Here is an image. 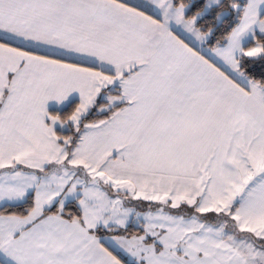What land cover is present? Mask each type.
I'll use <instances>...</instances> for the list:
<instances>
[{"label":"snow or ice","instance_id":"6c2138e0","mask_svg":"<svg viewBox=\"0 0 264 264\" xmlns=\"http://www.w3.org/2000/svg\"><path fill=\"white\" fill-rule=\"evenodd\" d=\"M0 264H264V0H0Z\"/></svg>","mask_w":264,"mask_h":264}]
</instances>
